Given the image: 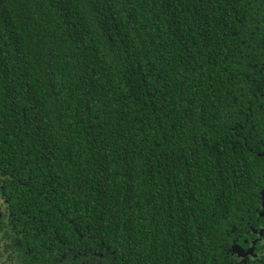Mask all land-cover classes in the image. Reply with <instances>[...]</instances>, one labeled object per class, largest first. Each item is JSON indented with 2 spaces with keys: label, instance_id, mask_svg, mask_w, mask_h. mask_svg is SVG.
Segmentation results:
<instances>
[{
  "label": "trees",
  "instance_id": "obj_1",
  "mask_svg": "<svg viewBox=\"0 0 264 264\" xmlns=\"http://www.w3.org/2000/svg\"><path fill=\"white\" fill-rule=\"evenodd\" d=\"M264 0H0V264H264Z\"/></svg>",
  "mask_w": 264,
  "mask_h": 264
},
{
  "label": "water",
  "instance_id": "obj_2",
  "mask_svg": "<svg viewBox=\"0 0 264 264\" xmlns=\"http://www.w3.org/2000/svg\"><path fill=\"white\" fill-rule=\"evenodd\" d=\"M262 194H264V193H262ZM263 200H264V198H263ZM263 205H264V202H263ZM263 232H264V229L259 232V238H257L255 241L252 242V245H251L250 249L246 253L238 254L237 257L244 258V257H247V256H251L253 254L254 247H255L256 243L261 240Z\"/></svg>",
  "mask_w": 264,
  "mask_h": 264
}]
</instances>
